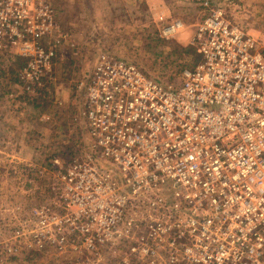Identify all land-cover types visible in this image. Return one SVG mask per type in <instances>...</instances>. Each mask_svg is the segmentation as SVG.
<instances>
[{
  "label": "built area",
  "instance_id": "1",
  "mask_svg": "<svg viewBox=\"0 0 264 264\" xmlns=\"http://www.w3.org/2000/svg\"><path fill=\"white\" fill-rule=\"evenodd\" d=\"M195 1L198 60L180 84L106 56L80 83L90 151L52 163L61 212L35 209L16 251L53 247L82 264H264V38L230 0ZM69 42L52 0H0V54L26 62L27 92Z\"/></svg>",
  "mask_w": 264,
  "mask_h": 264
},
{
  "label": "rangeland",
  "instance_id": "2",
  "mask_svg": "<svg viewBox=\"0 0 264 264\" xmlns=\"http://www.w3.org/2000/svg\"><path fill=\"white\" fill-rule=\"evenodd\" d=\"M230 1L225 3L230 14L264 38V0ZM52 5L70 42L61 45L41 89L27 92L20 79L26 62L0 54V264L84 261L79 253L53 247L39 254L27 246L16 251L14 237L19 224L34 219L35 209L60 210L52 163L73 162L90 151L80 83L101 58L129 62L150 78L173 84L198 60L191 40L205 12L194 0H52ZM162 8L171 13L164 21ZM178 20L182 30L164 37L163 29Z\"/></svg>",
  "mask_w": 264,
  "mask_h": 264
},
{
  "label": "crops",
  "instance_id": "3",
  "mask_svg": "<svg viewBox=\"0 0 264 264\" xmlns=\"http://www.w3.org/2000/svg\"><path fill=\"white\" fill-rule=\"evenodd\" d=\"M191 1H193V0H191ZM195 1V0H194ZM196 2V1H195ZM161 3H163V1L161 2ZM150 9H153L152 7H150ZM153 11V10H152ZM170 15H171V13L170 12H168V9H165V8H162V11H161V14H160V20L161 21H164L165 19L167 20L168 19V17H170ZM177 21V20H176ZM175 22V21H174ZM178 22H180L179 20H178Z\"/></svg>",
  "mask_w": 264,
  "mask_h": 264
}]
</instances>
